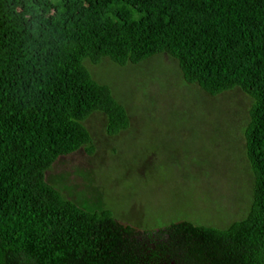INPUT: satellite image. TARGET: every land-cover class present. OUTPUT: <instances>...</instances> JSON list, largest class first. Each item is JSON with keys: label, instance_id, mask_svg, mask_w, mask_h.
<instances>
[{"label": "trees", "instance_id": "trees-1", "mask_svg": "<svg viewBox=\"0 0 264 264\" xmlns=\"http://www.w3.org/2000/svg\"><path fill=\"white\" fill-rule=\"evenodd\" d=\"M165 54L205 92L251 98L252 207L226 228H134L81 199L92 172L55 170L94 155L93 114L110 136L131 125L88 63ZM0 264H264V0H0Z\"/></svg>", "mask_w": 264, "mask_h": 264}, {"label": "rangeland", "instance_id": "rangeland-1", "mask_svg": "<svg viewBox=\"0 0 264 264\" xmlns=\"http://www.w3.org/2000/svg\"><path fill=\"white\" fill-rule=\"evenodd\" d=\"M88 65L125 99L131 125L110 136L105 115L86 121L94 155L80 152L55 168L93 173L81 199L104 203L115 219L141 230L181 221L226 228L248 215L254 172L244 136L247 94L211 95L186 82L166 54L139 65L110 58Z\"/></svg>", "mask_w": 264, "mask_h": 264}]
</instances>
